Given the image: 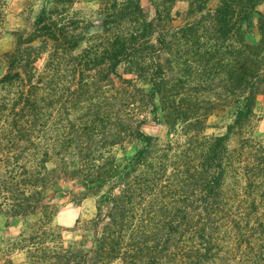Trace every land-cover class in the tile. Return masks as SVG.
<instances>
[{
    "label": "trees",
    "instance_id": "obj_1",
    "mask_svg": "<svg viewBox=\"0 0 264 264\" xmlns=\"http://www.w3.org/2000/svg\"><path fill=\"white\" fill-rule=\"evenodd\" d=\"M77 1L49 0L0 54V215L23 222L0 264H14L12 252L23 264H210L225 241H240L239 228L259 244L247 243V262L264 264V140L246 134L264 95V0H188L184 16L202 17L179 31L202 23L214 43L201 58L202 89L225 76L222 100L195 102L162 64L180 38L169 34L179 0H96L98 29L74 13ZM225 108V133L206 135ZM148 122L164 125L165 139L146 135ZM133 141L136 152L117 158ZM230 182L242 185L236 201ZM72 184L96 198L78 240L53 223V196Z\"/></svg>",
    "mask_w": 264,
    "mask_h": 264
},
{
    "label": "rangeland",
    "instance_id": "obj_2",
    "mask_svg": "<svg viewBox=\"0 0 264 264\" xmlns=\"http://www.w3.org/2000/svg\"><path fill=\"white\" fill-rule=\"evenodd\" d=\"M49 0H7L6 4V16L5 24L3 26L4 34L0 37V54L9 52L13 49L14 38L11 35V31L16 28L28 29L39 14L40 10L47 6ZM177 8L185 9L180 12V20L178 23L172 24L169 31L172 40V34L178 32L176 35L180 37L178 43L166 51L162 56V64L165 65L166 75L174 83L179 81V92L181 98L195 102V100L210 99L216 101L224 98L225 92L222 89L225 81L224 74H218L212 77V84L210 87L202 89V84L205 74L201 72L203 63L201 58L203 53L208 49V46L214 44L209 38V33L203 30L202 23L197 26L194 34L185 35V32H180V28L186 27L188 22L194 20H200L201 14H197L194 17H185V12L188 7V0H179L176 2ZM211 8L212 4H208ZM98 10V4L96 0H78L74 5V13L82 16L87 20H93V27L99 28V23L96 18V11ZM258 10L264 13V3H262ZM196 18V19H194ZM194 19V20H193ZM180 30V31H179ZM96 29L92 28L89 31L88 36L96 33ZM193 34V39L191 36ZM174 39V36H173ZM258 39V33L255 26V19L253 26L249 29L247 40L250 43H254ZM189 40V41H188ZM173 41V40H172ZM80 46H84L82 43ZM225 45L221 46V52H224ZM212 49V48H211ZM213 50V49H212ZM224 63L226 60L224 59ZM215 68L214 70H216ZM5 68L0 65V76L4 73ZM211 80V78L209 79ZM208 80V81H209ZM204 87V86H203ZM221 93L222 97H218L217 94ZM194 100V101H193ZM222 100V99H221ZM254 116L250 127L248 128L247 136L253 137L255 140H264V95L258 96L254 107ZM232 111L229 108L222 109L216 115H212L208 118L209 128L205 131L206 135H223L226 131L225 126L231 123ZM146 135L158 138L160 140L165 139L167 128L164 125H157L153 122H148L142 128ZM235 142H231V146H234ZM141 146L138 141H133L123 149L116 148L114 153L117 158H130L136 150ZM239 184V183H238ZM242 185L236 186L235 183H229L226 186V190L229 194H233V201H236L240 194ZM81 188L77 184L64 186L63 191L60 194L54 195L52 202L56 205L57 211L53 219V223L64 229L63 236L65 239L78 240L81 237V225L90 220L96 211V198L93 196L80 197ZM260 212V211H259ZM23 228V222L18 219H8L3 215H0V263L4 260V253L9 247L10 240L14 238L20 230ZM230 230V229H228ZM239 234H241L240 241L234 238L230 241H225V247L229 244L230 249L225 247L220 251L219 256L214 259L210 264H250L247 262L244 254H248L245 251L248 248L247 243H252L255 248L259 247L255 237L251 234V228H239ZM234 236V235H233ZM254 239V240H253ZM254 248V247H253ZM255 252V251H253ZM248 256V255H247ZM14 264H23L24 255L22 253L12 252L11 256Z\"/></svg>",
    "mask_w": 264,
    "mask_h": 264
}]
</instances>
